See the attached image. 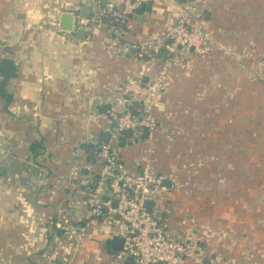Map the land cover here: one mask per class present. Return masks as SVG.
Returning a JSON list of instances; mask_svg holds the SVG:
<instances>
[{
  "label": "crops",
  "instance_id": "obj_1",
  "mask_svg": "<svg viewBox=\"0 0 264 264\" xmlns=\"http://www.w3.org/2000/svg\"><path fill=\"white\" fill-rule=\"evenodd\" d=\"M91 1L0 0V62L12 59L17 68L0 94V264H136L132 256L120 258V250L111 248L122 228L118 219L77 212L83 198L76 191L86 171L73 168L71 149L85 138L102 137L104 112L116 86L127 75H152L158 63L139 61L138 46L161 37L165 25L185 15L211 31L225 51L195 54L187 66L188 80H183V68L173 66L153 113L163 120H189L185 126L193 134L212 139L206 149L216 156L205 162L206 175L196 178L194 192L195 199L208 201L206 216L189 200L194 229L178 231L186 229L177 221L183 217L178 203L186 207L180 187L164 185L163 201L150 207L174 235H189L196 251L190 250L184 264H196L195 258L202 264H264V81L249 76L260 69L256 60L264 54V0H145L128 16L125 34L113 49L109 28L90 21ZM98 1L100 7L123 2ZM63 11L79 13L88 23L74 17L73 29L62 30ZM78 28L84 30L82 37ZM231 110L237 112L238 132L256 136L253 157L244 154L241 144L242 154L230 161L223 134ZM142 148L122 147L127 166L141 160ZM155 154L162 173L180 165L170 163L163 148ZM231 195L236 202L228 200ZM75 221L82 232L71 239L66 231Z\"/></svg>",
  "mask_w": 264,
  "mask_h": 264
},
{
  "label": "built area",
  "instance_id": "obj_2",
  "mask_svg": "<svg viewBox=\"0 0 264 264\" xmlns=\"http://www.w3.org/2000/svg\"><path fill=\"white\" fill-rule=\"evenodd\" d=\"M143 1L123 0L116 7H100L98 0L91 1L90 21L109 28L111 49L118 48V41L125 34L124 26L104 23V18L113 17L125 23ZM193 1L184 0L187 4ZM74 17L79 23H88L79 13ZM138 48L139 61L158 60L154 73L127 75L124 82L116 86L104 112L106 130L110 132L108 141L89 137L72 146L73 168L86 171L84 187L76 191L83 198L81 203L77 201V208L81 206L77 212L87 217L120 221L119 236L124 238L120 258L132 256L136 264H184L193 242L188 235L170 232L155 216V209L146 205L147 201H163L159 192L167 188L165 180L169 181V188L176 184L175 174L162 173L156 167V142L152 143V135L156 132L166 135L169 130L164 121L160 124L162 128L157 129L159 118L153 108L169 83L172 66L180 67L185 57L211 50L212 34L191 23L185 15L165 25L161 37L144 41ZM122 140L125 146L143 145L140 161L127 166L122 156ZM194 261L202 264L200 258Z\"/></svg>",
  "mask_w": 264,
  "mask_h": 264
},
{
  "label": "rangeland",
  "instance_id": "obj_3",
  "mask_svg": "<svg viewBox=\"0 0 264 264\" xmlns=\"http://www.w3.org/2000/svg\"><path fill=\"white\" fill-rule=\"evenodd\" d=\"M64 7H66L65 4H63L61 6V9H64ZM219 50L225 51L224 48L222 47L221 42L218 40H215V38H212V49L209 50L208 52H206L205 54H203V57H206L211 52H216ZM232 53L233 52H231V55H232ZM194 55L195 54L191 55L189 58L185 57L183 59L184 63L182 64V66H180L181 68H183L184 71H186L185 73H183L184 74L183 80L189 79V72L190 71L188 70L189 68L187 66H190L191 64H193L192 59H193ZM256 62L260 66V69L257 71H253V72L251 71L249 76L254 81L263 82L264 81V54H262L261 57L256 60ZM175 68H178V67L175 66ZM173 70L174 69L172 66L170 73H169V80H168L169 82H170L171 77H173V75H172ZM166 89H167V87H166ZM188 93H189V91L186 94H188ZM202 95H203L202 92H200V90H198L197 96L202 97ZM234 108H237V107L234 106ZM163 119L164 118L159 119L156 127H157V129L162 128V125H160V124H162V121H164L165 126H166V130H169V133L166 135L164 134L165 135L164 136V135H161V133L156 132V134L152 135L153 138L151 141H152V143L156 142V146H155L156 151H157V149L159 150L160 148H163L164 152H166L168 154V156H171V158H169L170 163L172 161V164H174L177 161H179L180 165H177V166H175V168H172V172H170V173L175 174V176H176V180H175L176 184L174 186H172L171 188L180 187V189L183 190L184 197H185L184 201H185L186 207H182V205H180L178 203L177 207L181 211L183 217L179 216L181 218L177 219V221L178 220L181 221L180 224H183L184 226H186L185 227L186 229H179V228H177V229H178V231H182V230H191L192 231L194 229V227L191 225V222H195L193 220L195 215L192 216L190 214L189 206L191 203L189 200L194 199L191 202H192V204H195V203L197 204L199 215L204 216V217L206 216V208H207L206 204H208V201L203 200L201 198L195 199V197H196L195 193H194L195 192V185H196L195 180H196V178H199L200 175L201 176L206 175L204 173V171L207 170L205 167V165L207 163H205V162H208L209 160H211V158H213V156L214 157L216 156V154H214L213 152L209 153L208 150L206 149L207 147H209L208 144H210V142H213V141H211L212 140L211 138H208L209 136H207V138H206V136L202 137V136H199L197 134H193V132L190 131L189 127L185 126V125H188L190 123L189 120H187L185 122V120H183V119H181V120L180 119L176 120L173 118H170V119L166 118L165 120H163ZM228 121H229V130L223 134L224 135L223 144L225 145V148H227V146L229 147L230 151L228 150V152H229L230 161L237 159L238 155L242 154V152L238 150V146L240 148H242L243 146H246L245 149L243 150L244 154H246L249 158L253 157L254 147H252V144H254V140H255L256 144L258 143V141H256L257 140L256 136L253 133H248L244 136L243 134L238 132V129H237L238 128V119H237V112L235 110L229 111ZM175 123H179V128H177V125H175ZM218 138H219L218 139V141H219L220 137L218 136ZM239 139H240V141H238ZM182 141H183V144L185 145V147H183V150H182V146H181ZM164 142H166V145L163 147L162 144ZM214 142H217V141L214 140ZM241 144L242 145L244 144V145L241 146ZM199 147L200 148L202 147V148L199 149ZM204 148L207 151L203 150ZM225 152H227V151H225ZM172 154H175V155H172ZM157 158H158V156H157ZM53 179L56 182H59L58 178L54 177ZM55 181H52V182H54V184L56 185ZM197 185L207 188V186H206L207 184H205V183L198 182ZM83 187H84V185H82V188ZM75 190H78V187ZM231 191H233V190H231ZM228 200L230 202H236L237 201V199L234 198L232 195L230 196V198ZM235 209L234 208L229 209L230 215L236 213ZM202 210L205 212V214L203 213ZM192 224L194 225V223H192ZM67 230L68 231H66V233H68L70 235V237L69 236L68 237L71 239H73L74 237L76 238V234L82 232L81 226L78 223V221H75L73 224H70V226H69V228H67ZM203 230H204V228L199 225V229L197 230V232H200V234H201V232H204ZM186 234H188V232ZM234 242H236V240ZM200 248H202V247L200 246ZM217 264H223V263L218 262Z\"/></svg>",
  "mask_w": 264,
  "mask_h": 264
},
{
  "label": "water",
  "instance_id": "obj_4",
  "mask_svg": "<svg viewBox=\"0 0 264 264\" xmlns=\"http://www.w3.org/2000/svg\"><path fill=\"white\" fill-rule=\"evenodd\" d=\"M73 25H74V13L71 11L61 12L60 16H59V28H61L62 30L71 31L73 29ZM77 33H78L79 37H82L84 34V30L82 28H78ZM109 135H110V132L108 130H106L103 132L101 139L103 141H108ZM2 172H3V167L0 166V174ZM164 185L168 186L169 181L165 180ZM146 205L150 207L151 202L147 201ZM158 215H159L158 212L155 210V216L158 217ZM123 243H124L123 237H120V236L114 237L111 239V248L115 249V250H122ZM129 264H133V262L130 261ZM204 264H207V262H205Z\"/></svg>",
  "mask_w": 264,
  "mask_h": 264
},
{
  "label": "trees",
  "instance_id": "obj_5",
  "mask_svg": "<svg viewBox=\"0 0 264 264\" xmlns=\"http://www.w3.org/2000/svg\"><path fill=\"white\" fill-rule=\"evenodd\" d=\"M104 23H107V24H112L114 26H119V25H123L125 26V23H122L119 19L118 20H114L113 17H107V18H104L103 20ZM104 25V24H103ZM16 66L13 62L12 59H9V58H5L3 59L1 62H0V74L2 76V81L0 83V94H5V90H4V87L7 83V81L13 77L16 73ZM124 140H122L120 142V145L121 146H125L124 145Z\"/></svg>",
  "mask_w": 264,
  "mask_h": 264
}]
</instances>
